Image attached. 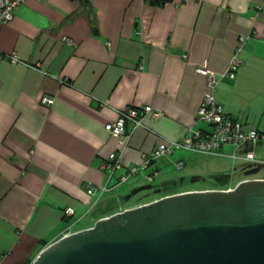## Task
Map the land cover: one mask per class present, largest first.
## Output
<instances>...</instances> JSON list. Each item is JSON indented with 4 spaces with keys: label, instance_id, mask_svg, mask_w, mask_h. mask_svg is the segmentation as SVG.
Listing matches in <instances>:
<instances>
[{
    "label": "crops",
    "instance_id": "obj_1",
    "mask_svg": "<svg viewBox=\"0 0 264 264\" xmlns=\"http://www.w3.org/2000/svg\"><path fill=\"white\" fill-rule=\"evenodd\" d=\"M0 53L21 62L0 61V264H33L62 237L132 209L97 208L147 188L141 181L153 170L185 167L176 156L189 152L177 151L98 202L87 193L106 183L102 167L119 152L106 130L119 111L150 106L160 115L133 133L116 180L164 140L206 129L197 121L206 91L198 66L218 77L237 54L242 65L219 81L216 101L264 134V0H26L0 27ZM43 96L54 104L43 106ZM250 110L255 118L243 114Z\"/></svg>",
    "mask_w": 264,
    "mask_h": 264
},
{
    "label": "water",
    "instance_id": "obj_2",
    "mask_svg": "<svg viewBox=\"0 0 264 264\" xmlns=\"http://www.w3.org/2000/svg\"><path fill=\"white\" fill-rule=\"evenodd\" d=\"M33 264H264V179L102 218L49 245Z\"/></svg>",
    "mask_w": 264,
    "mask_h": 264
},
{
    "label": "built area",
    "instance_id": "obj_3",
    "mask_svg": "<svg viewBox=\"0 0 264 264\" xmlns=\"http://www.w3.org/2000/svg\"><path fill=\"white\" fill-rule=\"evenodd\" d=\"M25 1L0 0V27L14 19L15 12ZM64 41L71 44L67 38H64ZM4 58H8L12 64L21 63L15 55L4 56L0 53V61ZM241 65L242 61L235 54L226 71L218 77L206 64L198 66L195 71L205 78L206 91L197 113V121L203 123L206 129H189L182 141L164 140L151 153L143 155L140 165L126 167L124 173L116 180V172L123 168L122 153L129 146L133 133L138 128L143 127V119L146 115H160L150 106L141 109L128 107L119 111L116 121L106 125V130L110 135L119 141V152L111 154L107 163L102 167L106 173V183L101 186H89L87 193L93 197L97 196L98 202L102 196L123 184H127L130 179L147 173L159 159L173 155L177 151L226 157L242 163L264 165V161L258 160L256 157V148L264 143V134L255 129L247 130L244 122L226 113L223 106L218 104L215 98L219 81L234 80ZM140 68L142 69V66ZM41 104L51 107L54 104V98L43 96ZM128 126L132 127V130H129ZM176 167L181 170L184 163L181 161ZM158 173V170H153L147 176L149 183L157 178ZM229 190L232 189L223 191ZM64 215L73 217L75 211L72 208H67Z\"/></svg>",
    "mask_w": 264,
    "mask_h": 264
},
{
    "label": "rangeland",
    "instance_id": "obj_4",
    "mask_svg": "<svg viewBox=\"0 0 264 264\" xmlns=\"http://www.w3.org/2000/svg\"><path fill=\"white\" fill-rule=\"evenodd\" d=\"M256 113V111L251 110L243 112L244 115L249 114L253 118H255ZM256 152L264 160V147L256 148ZM178 157L186 160V166L181 171L177 170L175 163L172 161L166 164L163 172L152 183H149L146 178L141 181V187H149L136 193H132L133 191H130V189L126 190L128 196L129 194L131 196L121 199V204L125 205L124 208H135L161 199L162 196L169 193L163 192L160 185L170 180L185 179L176 190V192L185 193L190 191L234 189L243 181L264 179V166L261 165L245 164L231 158L195 153H179L176 159ZM195 177H199L201 180L193 183L192 179ZM118 194H122L121 191Z\"/></svg>",
    "mask_w": 264,
    "mask_h": 264
},
{
    "label": "trees",
    "instance_id": "obj_5",
    "mask_svg": "<svg viewBox=\"0 0 264 264\" xmlns=\"http://www.w3.org/2000/svg\"><path fill=\"white\" fill-rule=\"evenodd\" d=\"M169 1H171V0H152V3L155 5H164L165 3L169 2ZM245 164H248V163H245ZM261 166H264V165H261ZM184 180L185 179L170 180V181L162 183L160 185V188H162L163 192L169 193V194H165L162 197H166V196H170V195L180 193V192H176V190L178 189L180 183H182ZM120 202H121V199H116V200H111V201L105 202V203L99 205V210L100 211L102 210V214L103 213L104 214L111 213V212H112V214H114L113 212L117 213L116 210H117Z\"/></svg>",
    "mask_w": 264,
    "mask_h": 264
}]
</instances>
